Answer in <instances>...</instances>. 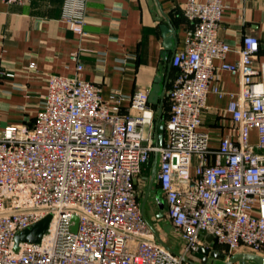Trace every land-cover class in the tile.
<instances>
[{"label":"built area","instance_id":"2783aa9c","mask_svg":"<svg viewBox=\"0 0 264 264\" xmlns=\"http://www.w3.org/2000/svg\"><path fill=\"white\" fill-rule=\"evenodd\" d=\"M225 10V0L185 3L190 27L171 61L177 73L163 145L155 143L150 90L135 91L125 109L119 92L104 99L100 85L83 76L76 51L74 75L47 76L32 120L0 126V264H192L186 258L204 246L205 234L216 239L209 249L223 246L228 258L264 256V62L255 65L260 40L253 34L243 35L238 61H226L231 46L219 35ZM65 21L84 33L83 15L66 13ZM218 69L238 75L240 86L225 109L230 132L214 146L202 125L209 93L224 95ZM27 71L37 72L36 62ZM3 75L14 76L0 69ZM154 153L167 216L185 242L181 252L156 239L139 205L135 179ZM47 216L40 241L17 240Z\"/></svg>","mask_w":264,"mask_h":264},{"label":"crops","instance_id":"0c3cea01","mask_svg":"<svg viewBox=\"0 0 264 264\" xmlns=\"http://www.w3.org/2000/svg\"><path fill=\"white\" fill-rule=\"evenodd\" d=\"M204 1V0H200ZM187 0H82L69 5L67 0H30L25 4H8L0 0V69L14 76L0 77V126L9 122L32 120L43 101L49 74L73 76L76 62L71 53L79 52L84 65L83 76L100 85L104 99L114 92L128 99L138 89L151 91L156 79L160 92H165L163 122L168 117V92L177 69L172 65L174 54L185 48L190 22L184 14ZM226 10L219 35L231 46L226 61L239 59L238 50L245 34L256 35L260 50L255 60L264 62V0H225ZM66 13L83 15L84 33L70 30ZM160 19V20H158ZM170 24L176 32V45L166 50L161 25ZM168 56H165V54ZM36 62L37 72L27 67ZM219 66L221 60L215 59ZM216 85L224 93L210 92L209 109L202 129L218 145L220 137L230 132V119L225 109L231 93L239 90L238 75L217 70ZM151 103V102H150ZM155 112L157 104L151 103ZM156 120V119H155ZM159 163L155 153L135 179L138 201L146 219L153 227L156 239L175 252L185 245L167 216V202L158 181ZM213 248L227 255V248ZM196 262L201 259L192 256ZM226 259L209 257L207 264H224Z\"/></svg>","mask_w":264,"mask_h":264},{"label":"water","instance_id":"95a60500","mask_svg":"<svg viewBox=\"0 0 264 264\" xmlns=\"http://www.w3.org/2000/svg\"><path fill=\"white\" fill-rule=\"evenodd\" d=\"M160 20V19H158ZM162 33L164 36V46L166 50H172L176 45V32L172 28L170 24L161 25ZM165 56H168L166 53ZM161 85L160 80L156 79L155 83L152 86V89L149 93V102L157 104L156 109V120L154 123V134H155V143L157 146L163 145L164 135H165V124L163 122V109H164V97L165 92H160ZM158 163V153H155V166ZM51 216H47L41 221L37 222L31 229H27L18 234V241H31L37 242L40 241L43 234L46 232L49 226ZM76 222H78V217L74 216L73 218ZM77 229V225L73 227L75 231ZM215 236L213 234H205L203 236L204 246H201L200 249L194 253L195 257L201 259V262H196L192 259L186 258L187 261L192 264H207L208 258L211 256L216 259H226L227 256L225 253L218 250H210V245H215ZM264 264V256L259 255L250 251H241L232 254L228 259H226L224 264Z\"/></svg>","mask_w":264,"mask_h":264},{"label":"rangeland","instance_id":"374dc122","mask_svg":"<svg viewBox=\"0 0 264 264\" xmlns=\"http://www.w3.org/2000/svg\"><path fill=\"white\" fill-rule=\"evenodd\" d=\"M251 141H254V142L257 141V135H256L255 130H252L251 132Z\"/></svg>","mask_w":264,"mask_h":264}]
</instances>
